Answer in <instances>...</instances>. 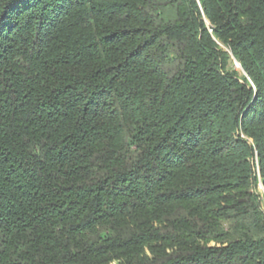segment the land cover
Here are the masks:
<instances>
[{"label":"trees","instance_id":"1","mask_svg":"<svg viewBox=\"0 0 264 264\" xmlns=\"http://www.w3.org/2000/svg\"><path fill=\"white\" fill-rule=\"evenodd\" d=\"M259 184L264 0H0V264H264Z\"/></svg>","mask_w":264,"mask_h":264},{"label":"rangeland","instance_id":"2","mask_svg":"<svg viewBox=\"0 0 264 264\" xmlns=\"http://www.w3.org/2000/svg\"><path fill=\"white\" fill-rule=\"evenodd\" d=\"M237 65H238V68L242 71V69H241V67L239 66L238 63H237ZM258 191H259L260 193H264V188H263V185H262V184H259V185H258Z\"/></svg>","mask_w":264,"mask_h":264}]
</instances>
